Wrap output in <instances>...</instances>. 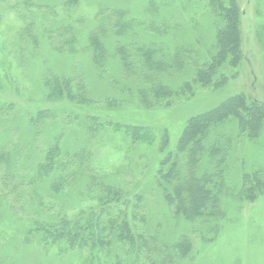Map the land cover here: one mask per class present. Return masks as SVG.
Instances as JSON below:
<instances>
[{"label": "rangeland", "instance_id": "obj_1", "mask_svg": "<svg viewBox=\"0 0 264 264\" xmlns=\"http://www.w3.org/2000/svg\"><path fill=\"white\" fill-rule=\"evenodd\" d=\"M75 1L0 0V264H100L90 262L95 250L52 244L40 226L62 218L85 223L100 210L96 199L103 184L141 194L139 202L131 194L129 204L145 215L149 232L159 226L170 244L183 235L189 239L191 252L181 264H264V121L255 133L240 134L238 119L230 116L221 127L231 140L228 151L214 160L209 147L178 157L182 169L194 163L198 175L217 174L214 181L224 169L221 216L175 217L158 184L160 162L175 152L191 116L240 93L264 101V0H235L244 58L236 66L228 58L220 71L226 68L224 86H195L193 95L155 105L144 104L140 94L142 102L137 99L138 77L132 73L141 69L138 46L154 45L161 61L176 48L190 51L193 64L174 76L160 74L178 88L193 79L196 65L213 61L222 26L215 9L232 0H214L215 6L212 0ZM95 37L108 55L105 70L92 61ZM124 57L136 65L132 72ZM58 76L72 77L74 91L82 84L77 92L87 101L51 98L48 83ZM128 127H139L149 140L135 142ZM215 160L223 161L216 166ZM246 175L253 179L247 187L255 190L251 198ZM147 255H141L142 264ZM105 257L98 255L104 264L137 259L123 256L121 248Z\"/></svg>", "mask_w": 264, "mask_h": 264}, {"label": "trees", "instance_id": "obj_2", "mask_svg": "<svg viewBox=\"0 0 264 264\" xmlns=\"http://www.w3.org/2000/svg\"><path fill=\"white\" fill-rule=\"evenodd\" d=\"M212 4L215 6L216 1L212 0ZM113 11L116 15L122 14L119 11ZM215 11H218L217 13L222 18V26L218 30L217 45H214L217 48L216 53L212 56L213 61L207 66H205L206 63L196 65L193 79L183 81L182 86L178 88L170 85L171 83L164 82L160 74L161 72H167L168 76H174L177 73L179 74L191 62L193 64L190 51L180 52V49L177 50L176 48L171 59L161 61L156 57L159 52L154 45H149L146 48L137 45L139 47L138 64L141 69L134 71L132 74L134 77H138L137 85L139 87L136 89V94L138 93V96L140 94L144 104L150 105L152 103L155 105L163 103L168 98L193 95L194 89L199 85H208L207 87L212 89H220L227 83L226 68L223 72L220 71L226 66L228 58H230L231 64L235 66L244 58L240 49L243 33L239 7L236 5L235 0H232L229 7H223L221 2L218 3ZM105 26L106 24L102 28ZM120 27L123 31L121 24ZM94 40L97 45H95L92 61L105 70L108 55L103 50V43L99 42L96 37ZM123 61L126 70L132 72V66L136 65L132 64L128 57H124ZM55 78L54 81L48 83L51 98L61 97L68 98L71 101H87L81 92H77L79 89L84 90L82 84L77 83V91H74L72 86L75 80L72 77L58 76ZM126 91L131 93V89H126ZM140 96L137 97L139 102L141 100ZM171 103L172 101H168L166 104ZM230 116L238 119L237 127L240 128V134H244L249 129L255 133L264 121V101L257 99L252 94L240 93L228 97L212 109L191 116L186 121L174 153L172 151L165 153L168 139L164 137L162 149L164 148L165 154L158 170V184L162 188L164 201L174 211L175 217L181 216L188 221L202 218L210 221L213 217L223 214L220 200L225 187L224 169L222 170V176L219 175L221 176L220 181H214L218 178L217 174L203 173L198 175L194 163L187 165L186 170H184L185 167L182 169L178 165V157L186 152L193 154L195 151H200L203 153L209 147L212 155L211 159L214 160L221 152L228 151L231 140L221 127ZM91 119L92 121L96 120L94 117ZM128 130H133L135 142H147L149 140V137H141L139 127L131 129L128 127ZM221 161L223 160L217 162L215 160L214 163L218 166ZM258 174H255L253 178L256 181L255 185L260 187L262 179L258 177ZM252 180L251 175L244 177V186L250 198L251 194L255 193L253 188H250V190L247 188L251 185L249 182ZM101 188L102 192L98 193L96 199L101 206L99 207L100 210L98 213L95 212V216L94 213L90 214L85 223H82L83 220L79 219L71 223L62 218L60 221L54 220L40 226L44 229L43 232L46 233L47 239L51 240L50 243L59 244L64 242L69 248L88 247L95 250L90 262L99 259L100 264H104V261L98 258V255L102 254L108 259L109 252L116 248L123 250V256H137L135 263L125 262V264H142L141 255L145 254L148 255L143 264H181L182 260L191 252L189 239L185 235L181 236L180 240L173 241L170 244L161 237L159 226L153 232L148 231L146 228L147 218L142 214L137 215L134 212L135 209L131 208L128 199L132 194V199L139 202L142 199L141 194L127 192L125 188L118 185L103 184ZM236 195L239 196V194ZM241 196L242 192L240 193ZM248 197H246L247 200ZM117 207L120 209L117 210ZM137 220L139 221L138 225L135 223ZM143 251H146V253ZM123 260L119 257L118 264H122Z\"/></svg>", "mask_w": 264, "mask_h": 264}]
</instances>
